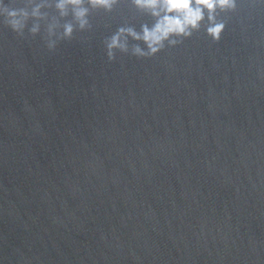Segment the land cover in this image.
<instances>
[{
  "label": "water",
  "instance_id": "water-1",
  "mask_svg": "<svg viewBox=\"0 0 264 264\" xmlns=\"http://www.w3.org/2000/svg\"><path fill=\"white\" fill-rule=\"evenodd\" d=\"M4 4L0 264H264V0L154 52L109 47L155 23L135 0Z\"/></svg>",
  "mask_w": 264,
  "mask_h": 264
},
{
  "label": "clouds",
  "instance_id": "clouds-1",
  "mask_svg": "<svg viewBox=\"0 0 264 264\" xmlns=\"http://www.w3.org/2000/svg\"><path fill=\"white\" fill-rule=\"evenodd\" d=\"M67 2H71L76 6V15L81 18L80 23L86 22L83 18L87 12V8L79 7L81 0H57V7L63 10ZM93 5L100 4L105 7H111L112 0H91ZM138 7L145 8L151 11V14L156 17L155 23L149 27L143 25L142 32H136L132 28H121L116 33L109 44V47L125 45L120 41V34L127 31L136 38H142L149 46V50L154 52L162 45V42L171 34H188L191 28L198 26L199 21L204 17V9L208 10V18L214 21V10L217 7H233L235 0H135ZM37 4L32 10V15H39ZM0 13L8 17V22L14 27H22L24 18L28 12L23 9L9 8L4 4V0H0ZM223 23H213L208 27V32L214 37H218ZM72 25L65 26V33L71 32ZM36 29L33 28V31ZM137 51H141L138 47Z\"/></svg>",
  "mask_w": 264,
  "mask_h": 264
}]
</instances>
